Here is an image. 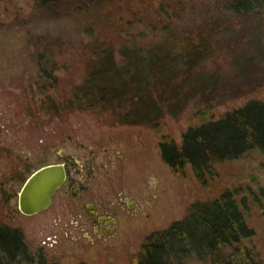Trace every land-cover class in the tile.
<instances>
[{"label":"rangeland","instance_id":"374dc122","mask_svg":"<svg viewBox=\"0 0 264 264\" xmlns=\"http://www.w3.org/2000/svg\"><path fill=\"white\" fill-rule=\"evenodd\" d=\"M230 1L0 0V153L11 148L23 157L16 149L28 147L38 152V160H50L55 156L44 148L51 144L57 160L65 152L78 160L94 156L95 168L84 177L90 196L105 211L110 204L118 208L114 232L100 238L81 201L65 186L46 209L21 214L14 203L21 180L2 169L0 154V221L20 228L33 254L40 248L47 264H128L147 234L182 218L193 201L250 182L252 175L264 184V157L257 153L214 163L216 173L207 183L196 178L189 163L183 175L174 172L160 155L159 139L168 132L179 142L187 124L183 117L167 116L157 131L106 123L88 112L36 107L43 96V69L66 82L71 72L79 80L82 67L74 63L81 65L93 50L105 48L120 58L152 45L180 64L192 53L201 58L197 68L213 75L221 91L217 112L249 96L264 99V14L239 13ZM47 90L57 94L53 87ZM121 193L132 195L139 209L120 207ZM245 215L264 264V202L253 203ZM172 264L208 263L190 256Z\"/></svg>","mask_w":264,"mask_h":264},{"label":"trees","instance_id":"16d2710c","mask_svg":"<svg viewBox=\"0 0 264 264\" xmlns=\"http://www.w3.org/2000/svg\"><path fill=\"white\" fill-rule=\"evenodd\" d=\"M229 6L242 14L253 10L264 14V0H231ZM160 50L152 45L117 58L98 48L81 65L74 63L82 71L79 80L68 73L69 82L43 69L45 85L39 86L43 96L36 107L88 112L106 123L139 124L157 131L167 116L183 117L187 124L179 142L161 132L160 155L181 175L189 163L202 183L216 173V162L251 159L254 153L264 157V99L249 96L217 112L221 91L213 75L197 68L201 58L192 53L180 64ZM48 86L57 94H49ZM250 179L190 203L182 218L147 234L128 264H172L190 256L208 264H262L245 211L253 203L261 207L264 184L254 175ZM0 264L47 262L40 248L31 252L18 228L0 223Z\"/></svg>","mask_w":264,"mask_h":264},{"label":"flooded vegetation","instance_id":"af4514ba","mask_svg":"<svg viewBox=\"0 0 264 264\" xmlns=\"http://www.w3.org/2000/svg\"><path fill=\"white\" fill-rule=\"evenodd\" d=\"M41 143H42V139L39 138V144ZM16 150L17 151L20 150V153L23 155V157H19L15 155L14 152H12L11 148H5V149L2 148V153L0 154H1V159L3 160L2 169H5L6 173H9L11 171L14 172L11 174V176L12 178L16 177L17 179L21 180V183L19 184L20 186L22 185L26 177L37 167L44 164L62 162L65 167L66 177L64 179V182L58 189H61L63 186L68 187L70 194L81 201L82 210L91 221L92 223L91 230L95 233L97 238H100L105 234L114 232L115 224L117 221L115 217V214L118 210L117 206L114 204H110L109 212L105 211L103 205L96 199V197L90 196L89 182L86 183L84 182L85 175L88 174L89 170H93L95 168L93 164L94 156L88 158L85 157L82 160H78L73 156V154L69 152H65L64 154H61V152H59L62 156L60 157V159L57 160L56 152L54 151V148L51 146V144H49L44 148V153L48 154L49 157L55 156V158L50 160L40 161L38 160V156H37L38 152H31V149L28 147H22L21 149L18 148ZM79 164L82 167L81 169H79ZM89 165L90 168H88ZM17 168H18V172L14 171ZM77 169H79V172L77 171ZM92 172L95 173V171ZM15 185H17L16 186L17 188H20L18 184ZM18 190L16 191V201L14 202L16 207H17ZM118 200L121 202L119 204L120 207L125 204V206H127L128 208H132L135 210L139 209L137 203L134 201L133 196L130 194L121 193L118 196ZM6 214H8V212ZM14 214L15 213L13 212L12 217H14ZM0 223L6 224L2 221H0ZM13 227L18 228L16 226ZM18 229L23 235L20 228ZM86 234L90 240H93L92 236L88 234V232H86Z\"/></svg>","mask_w":264,"mask_h":264},{"label":"water","instance_id":"95a60500","mask_svg":"<svg viewBox=\"0 0 264 264\" xmlns=\"http://www.w3.org/2000/svg\"><path fill=\"white\" fill-rule=\"evenodd\" d=\"M65 177L66 171L62 162L44 164L34 169L18 190V210L32 215L46 209Z\"/></svg>","mask_w":264,"mask_h":264}]
</instances>
